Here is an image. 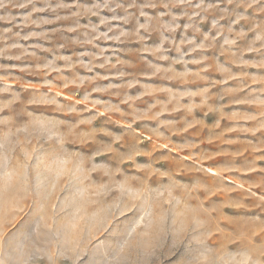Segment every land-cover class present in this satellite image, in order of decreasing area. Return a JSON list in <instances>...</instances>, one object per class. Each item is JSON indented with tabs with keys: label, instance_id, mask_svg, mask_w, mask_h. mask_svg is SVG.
<instances>
[{
	"label": "rangeland",
	"instance_id": "rangeland-1",
	"mask_svg": "<svg viewBox=\"0 0 264 264\" xmlns=\"http://www.w3.org/2000/svg\"><path fill=\"white\" fill-rule=\"evenodd\" d=\"M0 264H264V0H0Z\"/></svg>",
	"mask_w": 264,
	"mask_h": 264
}]
</instances>
